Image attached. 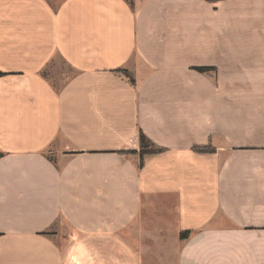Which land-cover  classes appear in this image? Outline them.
<instances>
[{
  "label": "crops",
  "instance_id": "0c3cea01",
  "mask_svg": "<svg viewBox=\"0 0 264 264\" xmlns=\"http://www.w3.org/2000/svg\"><path fill=\"white\" fill-rule=\"evenodd\" d=\"M0 72V264H264V0H0Z\"/></svg>",
  "mask_w": 264,
  "mask_h": 264
},
{
  "label": "trees",
  "instance_id": "16d2710c",
  "mask_svg": "<svg viewBox=\"0 0 264 264\" xmlns=\"http://www.w3.org/2000/svg\"><path fill=\"white\" fill-rule=\"evenodd\" d=\"M200 72H206L213 70L212 68H196ZM115 73L122 76L124 79H126L128 82H130L132 85L135 84L134 78L132 75L126 70V69H117L114 70ZM4 75V73L0 72V76ZM138 146H139V155H140V167L143 166V157L145 155H152V154H158L164 151L163 148L158 147L156 144H154L152 141H150L140 130L138 131ZM193 150L197 153H212L214 152V149L211 146L206 147H200L195 146ZM129 153L136 152L135 150H128ZM124 153V152H122ZM2 154L0 153V156ZM188 236L187 233L181 234V238H185Z\"/></svg>",
  "mask_w": 264,
  "mask_h": 264
}]
</instances>
